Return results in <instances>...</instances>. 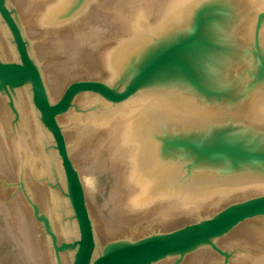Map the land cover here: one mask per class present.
<instances>
[{
  "label": "water",
  "instance_id": "water-1",
  "mask_svg": "<svg viewBox=\"0 0 264 264\" xmlns=\"http://www.w3.org/2000/svg\"><path fill=\"white\" fill-rule=\"evenodd\" d=\"M0 264H264V0H0Z\"/></svg>",
  "mask_w": 264,
  "mask_h": 264
}]
</instances>
